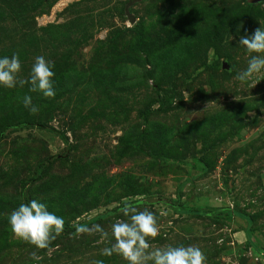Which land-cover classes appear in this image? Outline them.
I'll return each instance as SVG.
<instances>
[{
	"label": "rangeland",
	"instance_id": "rangeland-1",
	"mask_svg": "<svg viewBox=\"0 0 264 264\" xmlns=\"http://www.w3.org/2000/svg\"><path fill=\"white\" fill-rule=\"evenodd\" d=\"M132 1L0 0V264H264V0Z\"/></svg>",
	"mask_w": 264,
	"mask_h": 264
},
{
	"label": "trees",
	"instance_id": "trees-1",
	"mask_svg": "<svg viewBox=\"0 0 264 264\" xmlns=\"http://www.w3.org/2000/svg\"><path fill=\"white\" fill-rule=\"evenodd\" d=\"M247 5V8L245 9V15H246V18L248 20V22H251L252 18H253V12H254V9H255V5L253 4H246ZM181 18V16H180ZM184 18H181V21H179L178 23H180V25L182 26L183 24H185L184 22ZM232 27V25L230 26ZM234 28V27H233ZM133 34H134V39H135V46L138 50L146 53L147 51V48L146 46L144 45V34H145V30H144V27L142 25V23H134V25H132V27L130 28V30ZM176 39V38H175ZM168 40H174V38H172L171 36H168ZM214 45V44H213ZM214 47V46H213ZM144 64H147L149 63V60L148 59H144L143 60ZM145 76L147 78H153V73H151L149 70L145 69ZM155 94H156V102L158 103V106L159 108L157 110H161V109H165L166 107H170L172 104H173V99L174 97L172 95L170 96H163L162 93H161V90L159 89V86L156 88L155 90ZM153 111L151 110V108H147L145 110H143L142 112H140V117L142 119L143 122H146L147 120V116L149 114H151ZM30 125L32 124H28V122L25 121H22V120H17V121H9L7 122L6 124L0 126V136L2 134L3 131L5 130H19V129H29L30 128ZM41 126V125H40ZM42 127V126H41ZM144 137H145V134L143 132L139 133L137 135V137L131 141V142H127L129 146H131L134 150L138 151L140 154L142 155H146V156H150V157H153V159L155 158H167V159H171V160H175L177 159V157L173 154H170L169 152H164V153H159L160 151H157L156 153L157 154H149V152H146L143 147H142V141L144 140ZM193 159H195L196 162L200 163L201 166H202V173L205 174L208 172L210 166H209V162L207 160V157L205 156H202L200 158H195L193 157ZM38 169H40V178L42 177V175L45 173V169H47L46 167V164L45 163H40L39 164V167ZM30 182H35V179L34 178H30L29 181H28V184ZM34 184V183H33ZM179 191V190H178ZM131 193V192H129ZM128 194V193H127ZM128 195H131V194H128ZM28 197H30V199H32V195H30V193L28 192ZM177 202L175 204H166V206L170 207L174 212H176L177 214L179 215H183V214H186V215H192V216H197L199 218H205V217H209L211 216L212 218H217L219 215H225L227 218H229V209H226V212L225 214L224 213H221L220 214V208H211L209 210H206V211H200V210H193V209H190V210H180L179 208V203H180V200H181V194L178 192L177 193ZM35 204L34 200L32 201V206ZM48 212H50V208L48 207ZM31 209L28 208V212H30ZM119 210V208H115L114 210H112L110 213H115ZM58 211L56 210V213ZM78 214L75 215L73 217L76 218L78 217V215H80V212H77ZM37 213H34L33 216L35 218H37L36 216ZM109 214H105V215H101V216H98V217H95L94 219H92L91 221L87 222V223H84V224H81L80 226H78V230L81 231V230H85L91 226H94L96 224H100L102 223L104 220L108 219ZM237 216L240 217V218H244V215L237 212ZM52 224L57 228V229H60L62 231H71V232H74L75 228L71 227L70 226V222H67V221H64V219L62 218V215L61 214H58L56 215V218L53 220ZM248 232V234H247ZM246 232V236L248 237L249 236V231ZM249 241V240H248Z\"/></svg>",
	"mask_w": 264,
	"mask_h": 264
},
{
	"label": "water",
	"instance_id": "water-1",
	"mask_svg": "<svg viewBox=\"0 0 264 264\" xmlns=\"http://www.w3.org/2000/svg\"><path fill=\"white\" fill-rule=\"evenodd\" d=\"M136 1H138V0H133L132 2H136ZM261 1H263V0H247L248 4H256V3H259ZM129 5L130 4H128L125 7L124 13H125V15L127 17L128 22L132 25V24L135 23L136 19L134 18V16L132 14L129 13V10H128Z\"/></svg>",
	"mask_w": 264,
	"mask_h": 264
}]
</instances>
